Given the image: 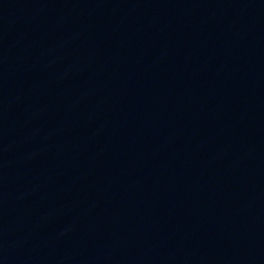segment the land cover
<instances>
[{
    "label": "water",
    "instance_id": "1",
    "mask_svg": "<svg viewBox=\"0 0 264 264\" xmlns=\"http://www.w3.org/2000/svg\"><path fill=\"white\" fill-rule=\"evenodd\" d=\"M0 264H264V0H0Z\"/></svg>",
    "mask_w": 264,
    "mask_h": 264
}]
</instances>
